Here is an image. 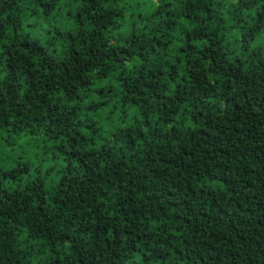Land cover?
<instances>
[{
	"label": "trees",
	"instance_id": "trees-1",
	"mask_svg": "<svg viewBox=\"0 0 264 264\" xmlns=\"http://www.w3.org/2000/svg\"><path fill=\"white\" fill-rule=\"evenodd\" d=\"M0 264H264V0H0Z\"/></svg>",
	"mask_w": 264,
	"mask_h": 264
},
{
	"label": "rangeland",
	"instance_id": "rangeland-1",
	"mask_svg": "<svg viewBox=\"0 0 264 264\" xmlns=\"http://www.w3.org/2000/svg\"><path fill=\"white\" fill-rule=\"evenodd\" d=\"M48 143V142H47Z\"/></svg>",
	"mask_w": 264,
	"mask_h": 264
}]
</instances>
